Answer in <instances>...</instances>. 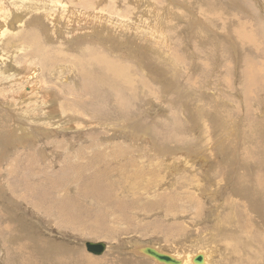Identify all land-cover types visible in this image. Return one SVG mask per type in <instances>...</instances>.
<instances>
[{"label":"rangeland","instance_id":"1","mask_svg":"<svg viewBox=\"0 0 264 264\" xmlns=\"http://www.w3.org/2000/svg\"><path fill=\"white\" fill-rule=\"evenodd\" d=\"M16 2L0 0L17 13H0V264H170L147 246L264 264V0ZM54 185L66 201L86 191L73 223L32 206Z\"/></svg>","mask_w":264,"mask_h":264},{"label":"bare ground","instance_id":"2","mask_svg":"<svg viewBox=\"0 0 264 264\" xmlns=\"http://www.w3.org/2000/svg\"><path fill=\"white\" fill-rule=\"evenodd\" d=\"M60 2V0H57V2ZM62 1V0H61ZM13 2L15 3V4H17V2H16V0H13ZM27 2V1H26ZM34 2V1H33ZM56 2V1H55ZM28 3L30 4L31 2H29L28 1ZM53 3H51V5H52ZM58 3H56V5H57ZM55 5V4H54ZM59 5V4H58ZM30 6V5H29ZM28 6V8H30ZM60 6V5H59ZM62 6H63V3H62ZM36 7V6H35ZM54 7V6H53ZM17 9L18 11L19 10H21V9H18L19 7H13V9ZM56 8V7H55ZM58 8V7H57ZM64 8V7H63ZM60 9V8H59ZM62 9V8H61ZM60 9V10H61ZM65 9V8H64ZM57 10V9H56ZM59 10V11H60ZM1 11V10H0ZM62 11V10H61ZM156 11V10H155ZM9 11L7 10V12L4 14V11H2V12H0L1 13V15H3V19L5 20V22H6V26L8 25V26H11L14 22H13V19L14 18H16L15 16H17V13H15L16 12V10H12V13H10L9 15L7 14ZM66 12V11H65ZM74 14L75 15H77L78 17L80 16V18H79V20L77 21V19H76V21L74 20L73 21V24L74 25H78V26H80V24H87V25H94V21H95V17H93V15H78L77 13H75L74 12ZM70 15V14H69ZM36 16V15H35ZM57 15H52V19L53 18H55ZM61 16H62V14H61ZM8 17V18H7ZM49 17V16H48ZM73 17H75V16H73ZM32 18V17H31ZM58 18V17H57ZM56 18V19H57ZM39 19H41V18H39ZM66 19H68V18H66ZM97 19V18H96ZM43 20H45V19H43ZM69 20V19H68ZM72 20V19H71ZM23 21V20H22ZM33 21V20H32ZM47 21V20H46ZM50 21V20H49ZM24 22V21H23ZM43 22V21H42ZM48 22V21H47ZM71 22V21H70ZM69 22V23H70ZM20 23L21 22H19L18 21V26H20ZM53 23H54V21H53ZM56 23V22H55ZM44 24V23H43ZM68 24V23H67ZM96 24V23H95ZM136 25V24H135ZM140 25V24H139ZM145 25V24H144ZM24 27V26H23ZM26 27H27V25H26ZM29 27V26H28ZM10 28V27H9ZM22 29V28H21ZM10 30V29H9ZM88 30V29H87ZM22 32V31H21ZM28 32V31H27ZM243 31H241V33H242ZM7 34H8V31H7ZM21 34H24V32L23 33H21ZM25 34H26V32H25ZM238 34V33H237ZM252 34V33H251ZM9 35H10V33H9ZM76 35V34H75ZM238 36V35H237ZM26 37L27 36H25V38H24V36H23V38H24V40L26 39ZM240 37V36H239ZM241 37H243V35H241ZM240 37V39L242 40V38ZM10 38V37H9ZM247 38V37H246ZM29 39V38H28ZM27 39V40H28ZM245 39V38H244ZM21 40H23V39H21ZM249 41V40H248ZM27 42V41H26ZM26 42H24V44H26ZM28 42H29V40H28ZM30 44H31V42H29ZM28 44V43H27ZM32 44H34V43H32ZM25 46V45H24ZM23 45H22V47H24ZM27 46V45H26ZM25 46V47H26ZM36 46V45H35ZM53 46V45H52ZM51 46V47H52ZM246 46V45H245ZM33 47V46H32ZM32 47H30V48H32ZM48 49V48H47ZM54 49V48H53ZM88 49H91V47L90 48H88ZM33 50H34V47H33ZM52 50V49H51ZM55 50V49H54ZM37 51V50H36ZM39 51H40V48H39ZM50 51V50H49ZM60 51V50H59ZM57 51L56 50V53L58 52L59 54V56L60 57H62V52L60 51ZM47 51H45V53H46ZM51 52V51H50ZM52 53H54L55 54V52L53 51ZM64 53V52H63ZM90 53V52H89ZM92 53V52H91ZM43 54V53H42ZM66 54V53H65ZM28 55V54H27ZM51 55V54H50ZM57 55V56H58ZM49 56V55H48ZM65 55H63V57H64ZM94 56H96V55H94ZM35 58V57H34ZM44 59H46L45 57H43ZM50 58H51V56H50ZM49 58V60H51ZM60 59V58H59ZM74 59H75V57H74ZM61 61H63L62 59H60ZM52 61V60H51ZM60 61V62H61ZM68 61V60H67ZM50 62V61H49ZM109 62V64H110V66H112V67H115L114 68V70H113V74L115 75V76H119L121 73H120V70H122V68L120 67V64L119 63H117V62H113V61H108ZM55 63V62H54ZM68 63V62H67ZM39 64V63H38ZM53 65V64H52ZM69 65V64H68ZM91 64H89V66H90ZM43 66V65H42ZM92 66H93V64H92ZM27 67V66H26ZM65 67V66H64ZM87 67V66H86ZM85 67V68H86ZM67 68V67H66ZM90 68V67H89ZM31 69V68H30ZM34 69V68H33ZM93 69V68H92ZM248 69V68H247ZM252 69H253V67H252ZM11 70V69H10ZM23 70H24V68H23ZM25 70H26V68H25ZM89 70V69H88ZM250 70V69H249ZM33 71V70H32ZM36 71V70H35ZM85 71V70H84ZM92 71V70H91ZM25 72V71H24ZM80 72L81 71H79L78 72V75L80 74ZM86 72V71H85ZM35 73V72H34ZM45 73V72H44ZM10 74H11V72H10ZM9 74V75H10ZM13 74V73H12ZM31 74H33V73H31ZM87 74H89V73H87ZM91 74V73H90ZM14 75V74H13ZM18 75L20 76V75H23V73L22 74H19L18 73ZM26 75V74H25ZM11 76V75H10ZM64 76V75H63ZM92 76V75H91ZM91 76H89L90 77V79H93ZM85 77V76H84ZM11 78V77H10ZM17 78V77H16ZM64 78V77H63ZM69 78V77H68ZM87 78V77H86ZM33 79V78H32ZM81 79H83V77L81 78ZM80 79V80H81ZM88 79V78H87ZM79 80V81H80ZM35 81V80H34ZM66 81V80H65ZM90 82H91V80H90ZM90 82H88L87 83V81H85V83H87V87L89 88V89H91L92 88V90L94 91V89H93V84L92 83H90ZM36 83V82H35ZM81 83V82H80ZM84 82L82 81V85H84L83 84ZM94 84H95V82H94ZM34 86V85H33ZM36 86V85H35ZM86 86V85H85ZM95 86V85H94ZM74 89V88H73ZM72 89V90H73ZM82 89V88H81ZM83 89H86L85 87L83 88ZM88 91V90H87ZM82 92H83V90H82ZM82 92H79V93H81L83 96H84V94L86 93L85 91V93H82ZM131 93V92H130ZM133 93V92H132ZM87 94V93H86ZM85 94V95H86ZM93 94V93H92ZM94 95H92V97H93ZM131 96V95H130ZM129 98V97H128ZM43 99H45V97H43ZM95 99V98H94ZM42 100V99H41ZM135 100V99H134ZM125 102L123 101V104H124ZM39 104V103H38ZM41 104H43V103H41ZM45 104H46V102H45ZM122 104V105H123ZM127 104V103H126ZM40 105V104H39ZM120 105V104H119ZM45 106V105H44ZM125 106V105H124ZM126 107V106H125ZM124 107V108H125ZM33 109V108H32ZM37 109V108H36ZM36 109H33V110H36ZM126 109V108H125ZM17 127V126H16ZM15 130H16V128H14ZM17 129H19V128H17ZM17 131V130H16ZM24 131V132H23ZM18 133L20 132V134H16L17 135V137L16 138H19V137H21V136H24L25 134H27L26 132H25V130H18L17 131ZM14 133H15V131H14ZM81 151H80V149L79 150H77V152H76V154L77 153H80ZM76 154H74V152L71 154V156H69V157H66L67 159H70V158H72V157H74V156H76ZM78 155V154H77ZM80 155V154H79ZM64 158V157H63ZM91 158V157H90ZM91 159H93V158H91ZM19 160V159H18ZM101 162V161H100ZM66 164V163H65ZM65 166V165H64ZM256 166V165H255ZM80 168H81V166H80ZM67 169V168H66ZM82 169H84V167H82ZM106 169V168H105ZM105 169H104V174L106 175V172H105ZM259 170V169H258ZM82 171H85V170H81V169H79V167L77 166V169L75 170V172L76 173H79V172H81V174H82ZM99 172V171H98ZM262 174V173H261ZM93 175V189H97V188H102L103 189V187H106L103 183L102 184H100L99 183V179H101V178H103V177H105V176H100V175H98V174H91V175H89V176H87V178L88 177H91ZM263 175V174H262ZM262 175H260V176H262ZM73 176V175H72ZM261 178H263V177H261ZM83 179H86L85 178V176L83 177ZM49 181V180H48ZM52 183V182H51ZM259 183H260V181H259ZM25 184V183H24ZM27 185H28V183H26ZM25 184V185H26ZM261 184V183H260ZM107 185V184H106ZM46 186H48V185H46ZM28 187V186H27ZM31 187V186H30ZM80 187H82V188H84V190H86L87 189V187H88V184L84 181L82 184H81V186ZM243 187H244V185H243ZM49 188H51V187H49ZM108 187H106L105 189H107ZM18 189V188H17ZM27 189V188H26ZM26 189H24V190H26ZM33 191L34 189H30V191ZM55 190H56V186L54 185V186H52V190L50 191V192H48L46 189H44V190H42V192H40V191H38L37 189H36V191L34 192V193H32V197H34V199H32V197H31V199L32 200H35L33 203H32V206L33 207H36V206H40V208H44L45 209V207H43L42 205H41V201L44 199V200H46V203H47V201L52 205V204H54V203H56V208H52L54 211H59V209H60V212H61V218L63 219V221L64 222H68V223H73L74 221H75V211H80L82 208H81V203L80 202H86V201H84L86 198H88V195H87V193H86V191H84L83 193H80V192H78V193H76L73 197H70V198H68L67 199V201L65 200V199H63V198H60V197H53V196H51L50 194H52V193H54L55 192ZM108 190V189H107ZM106 190V191H107ZM251 190V189H250ZM262 190V189H261ZM15 192V191H14ZM17 192V191H16ZM25 192V191H24ZM108 192V191H107ZM110 192V191H109ZM108 192V193H109ZM260 192V191H259ZM262 193H264V192H262ZM16 194V193H15ZM20 194V193H19ZM24 194H26V193H24ZM29 194V193H28ZM27 194V195H28ZM255 194H256V192H255ZM259 194V193H258ZM257 194V195H258ZM17 195V194H16ZM81 195H83V196H81ZM249 195V194H248ZM31 200V201H32ZM41 202V203H40ZM238 202V201H237ZM82 203V204H83ZM85 205V204H84ZM47 206V205H46ZM83 207V206H82ZM37 208V207H36ZM86 208V207H85ZM39 209V208H38ZM43 209V210H44ZM42 210V211H43ZM49 210H51V209H49ZM62 210H65L64 212L62 211ZM83 210V209H82ZM87 210V209H86ZM38 212V211H37ZM44 212H45V210H44ZM49 212V211H48ZM47 213V212H46ZM79 213V212H78ZM49 214H51V213H49ZM238 214V213H237ZM57 215V214H56ZM56 215H54V213H53V217L55 216L56 217ZM80 215V214H79ZM49 217H50V215H48ZM78 216V215H77ZM54 217V218H55ZM53 218V219H54ZM99 218V217H98ZM52 219V218H51ZM242 219V218H241ZM61 221V223H62V220H60ZM60 221H58V222H60ZM246 222V221H245ZM65 224V223H64ZM239 224V223H238ZM232 225V224H231ZM247 225V224H246ZM248 226V225H247ZM240 227H241V225H240ZM246 232V231H245ZM263 240H264V238H263ZM141 248V249H140ZM139 248V250H141L142 252H140V253H143L144 252V250L146 249L145 247H140ZM146 253V252H145ZM147 254H149V255H151L150 253H147ZM152 256V255H151ZM172 259H173V262H164V263H170V264H183L185 261H190V259L191 258H175V257H173V256H171V255H169ZM154 257V256H153ZM155 259H157L156 257H154ZM202 258V257H201ZM206 258V257H205ZM158 260V259H157ZM191 261H192V259H191ZM204 261V260H203ZM193 262V264H204L205 262H201V263H197V262H194V261H192ZM61 264H93V261H91L90 259H88V258H85V257H83V256H81L80 254H78L77 256H76V258H74V257H72L71 255H69V257L67 258V259H64L63 260V262L61 263Z\"/></svg>","mask_w":264,"mask_h":264},{"label":"water","instance_id":"3","mask_svg":"<svg viewBox=\"0 0 264 264\" xmlns=\"http://www.w3.org/2000/svg\"><path fill=\"white\" fill-rule=\"evenodd\" d=\"M85 248L88 252L99 255L104 252L106 249V243L104 242H93V241H86L84 243ZM146 249L144 252L150 253L152 256L156 257L159 261L162 262H173V259L168 255L163 252L158 251L155 248L152 247H145ZM201 256L198 255L196 258V261H201Z\"/></svg>","mask_w":264,"mask_h":264}]
</instances>
